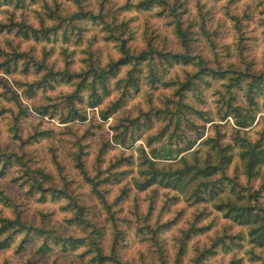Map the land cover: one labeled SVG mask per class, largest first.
Listing matches in <instances>:
<instances>
[{
	"label": "rangeland",
	"instance_id": "obj_1",
	"mask_svg": "<svg viewBox=\"0 0 264 264\" xmlns=\"http://www.w3.org/2000/svg\"><path fill=\"white\" fill-rule=\"evenodd\" d=\"M138 1L0 0V216L18 215L35 226L54 228L63 236L83 237L85 230L71 220L82 212L83 218L103 228L99 243L103 252L112 248L122 261L136 264H264V246L249 242L248 227L225 217L214 205L229 200L264 208V190L257 191L264 168L248 178L237 154L238 143H234L243 136L258 148L264 146L263 97L258 98L254 121L239 127L232 116L220 118L217 91L223 90L224 81L209 79L201 88L202 100L188 92L184 102L209 110L212 120L204 123L195 119L205 127L202 137L189 149L182 145L187 124L181 121L176 139L179 144L169 147L166 137L159 134L174 126L168 112L176 98L174 87H149L144 79L146 68L138 73L139 89L107 118L101 116V110L119 96L122 78L131 67L127 65L109 81L101 105L91 107L84 100L77 104L84 110V119L67 117L71 105L66 96L80 77L69 81L60 71L80 72L90 55L101 66L119 55L105 23L91 19L87 11L110 23L123 24L117 35L128 37L134 51L146 48L147 41L155 49L179 50L173 32L174 20L179 19L192 37L191 50L201 54L207 66L264 70V0H167L180 5L175 8V17L158 5L138 10L134 6ZM30 29L39 31L37 38L28 36ZM193 68L175 66L165 79L178 76L182 80L184 71ZM34 82L39 84L30 86ZM240 94L238 101L245 107ZM150 108L163 111L146 119ZM238 118L242 120L241 115ZM127 122L133 124L135 140L118 143L115 136L120 132L121 139L122 125ZM207 137H215L219 145L215 147ZM176 144L182 149L178 151ZM220 148L231 153L232 159L223 176L238 184L242 198H236L224 178L225 187L215 189L212 197L201 193L204 199L185 197L202 179L176 187L156 183L143 190L136 185L143 180V154L153 158L158 168L175 170L186 164L200 167L207 160L216 162ZM79 163L97 179L117 174L100 184L111 204L112 217L83 178ZM218 173L211 179L221 176ZM33 177L48 191H37ZM53 188L61 190L60 195H52ZM248 192L253 197L248 199ZM191 228L195 230L179 254L184 232ZM19 240L16 233L8 246L0 248V264H97L90 261L87 244L75 248L52 245L50 250L39 252L36 248L41 240L35 239L17 251ZM214 242L210 255L196 262L200 252Z\"/></svg>",
	"mask_w": 264,
	"mask_h": 264
},
{
	"label": "trees",
	"instance_id": "obj_2",
	"mask_svg": "<svg viewBox=\"0 0 264 264\" xmlns=\"http://www.w3.org/2000/svg\"><path fill=\"white\" fill-rule=\"evenodd\" d=\"M153 5H158L161 7V10H168L169 14L174 17L176 15L174 14L175 8L180 6L171 5L167 0H139L134 6L138 10H146ZM86 14H88L93 20L99 19L105 23V30L108 31V37H110L112 41H115V46L117 47L119 55L115 59H110L108 63L103 66H101L98 61L91 59L90 55L86 68L80 72H71L67 68L60 71L62 72L60 75L69 81L74 77L78 79L80 77V80L76 84L74 83L75 88L73 91L66 96V100L71 105L69 109L71 114L67 116L69 120H73L74 117H77L79 120L84 119V110L82 111V109L77 106L78 103H81L84 100L88 101L91 107L101 105L104 89L108 91L109 81L111 78L118 75L121 68L127 65H131V67L126 71L122 78L123 83L119 96H117L113 102H110L107 109L101 110V116L103 119L107 118L112 111L122 105L121 103L123 101L132 96V94L139 89L138 73L141 74L143 69L146 68L144 79L149 82V87H174L173 95L176 97L175 102L172 106V110L168 109L170 114L169 122L173 123L174 126L171 130L166 132L167 134L164 131L159 134L161 137H166L167 145L169 147H175V143L179 144L176 142V139L177 131L181 128V121L187 124V130L182 131L181 139L183 147L186 149L191 148L196 141L202 137L201 135L205 125H198L195 123V119H201L204 123L210 122L212 119L209 116V110L197 109L192 103L184 102V98L186 93L190 92L193 93L198 101L202 100L201 88L205 86V83H208L209 79L214 78L219 81H224L222 82L223 90L217 91V99L220 104L218 109L221 111V120L225 119L227 116H232L234 117L237 126L247 127L255 119V112L260 105L258 102L260 96L263 97L261 104L264 105V70L249 72L248 70L241 71L235 69L236 67L231 65L227 67H221L218 65L216 68L207 66L206 60L203 59V56L201 54L196 55L193 53V50H191L192 37H190L187 29L182 27V23L179 19L174 20L175 26L173 30L174 36L178 40L179 50L155 49L148 43L149 41H147L146 48L134 51V49H131L128 44V37L124 38L123 36L121 37L120 35H117V29L120 26H123V24L110 23L106 21L103 16L95 15L91 11H87ZM30 32L31 33H29L28 30V36L31 35L34 38L38 37V30L30 29ZM24 34L27 35L25 30ZM6 62H9V60ZM175 66L194 68L192 71L185 70L184 78L182 80H180L178 76L177 78L165 79L168 71ZM38 84L39 82H34L30 84V86ZM240 92L242 99L245 98L243 99L246 103L245 107L238 101ZM79 93L84 94L86 98L84 99L81 97ZM162 111V109L150 108V110L146 112V119H150L151 114L157 116V114ZM240 115L242 120L238 118ZM132 125L133 124H129V122L124 126L122 125L121 132L123 131V134L121 139L119 138L120 132L115 136L118 143L125 144L128 140L130 142L135 140ZM207 138L208 142L210 141L215 147L219 145V142L215 137ZM237 138L238 141L234 140V143H238L237 154L243 162L244 173L248 178L259 175V168H264V146L258 148L257 143H252L243 136ZM177 144L176 148L179 151L182 147ZM219 150L220 154L216 162L207 160L200 167L186 164L183 168L175 170L158 168L156 166V161H154L153 158L150 159L143 154L144 157L142 158L141 163L145 166L143 180L136 182V185L140 190L146 189V187L156 183L163 184L164 186L176 187L183 182L187 184L189 180L202 179L201 181L196 182L194 190L185 197L204 199V196H202L201 193H206L209 197H212L217 193L215 189H219L222 185L221 188L225 187V184L222 182V178H224L227 180V185H229L230 191L236 195V198H242L241 191L238 189V184L234 182L232 178L223 176L227 164L230 162L231 153H223L224 149L221 148ZM141 151L144 153L143 149H141ZM168 151H171L170 148L166 150V152ZM6 158L9 160V156ZM78 167L83 178L88 184H90L91 190L99 203L103 206L106 213L112 217L113 212L111 211V204L107 202L104 194L105 190L100 188V184L109 181L110 177H117V174L115 173L116 176H114L113 173L109 175V177L97 179V177H91L87 174L82 163H79ZM217 172H219L218 174H221V176L211 179V176L217 174ZM186 176H189V178L183 179V177ZM35 179L36 178L34 177L32 178L33 182L37 183L35 182ZM30 187L35 189V184H31ZM40 187V183H37V191L39 190L41 193L48 191L47 188ZM262 189L264 190V172L261 175V182L257 191L259 192ZM52 191V195H60L59 193H61V190L59 189L53 188ZM251 195V192H248L247 198L249 199L253 197ZM214 205L219 211H224L225 217H228L233 222L248 227L247 235L249 242L254 243L255 245L264 246V208H256L255 206L250 205H238L235 201L229 200L220 201ZM71 220L77 227L80 225V227L85 230L87 233L86 236H63L54 228L35 226L30 222L22 220L18 215L14 218L0 216V248L8 246L13 235L19 233L20 240L16 244L17 251L21 249L23 250L27 244L35 239L41 240L36 248L39 252L50 250L52 245L75 248L78 245L87 244V251L91 254L90 261L92 262L97 264H136L133 262L122 261L121 258L114 253L112 248L108 253L103 252L99 244L103 235V228H97L95 223L91 222L86 217L83 218L82 212L76 213ZM255 222L256 224H254ZM113 227L117 239L119 231L116 228V224L113 225ZM194 230L195 228H191L184 232V236L179 246V254L183 253L185 239H188L190 233ZM215 245L216 242H214L211 247L201 251L196 262H199L201 259H205L210 255L213 250L212 248Z\"/></svg>",
	"mask_w": 264,
	"mask_h": 264
}]
</instances>
